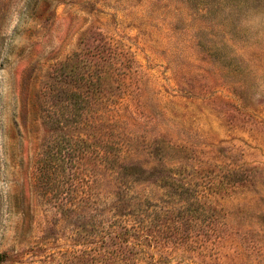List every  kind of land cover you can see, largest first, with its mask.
Returning a JSON list of instances; mask_svg holds the SVG:
<instances>
[{
	"label": "rangeland",
	"instance_id": "rangeland-1",
	"mask_svg": "<svg viewBox=\"0 0 264 264\" xmlns=\"http://www.w3.org/2000/svg\"><path fill=\"white\" fill-rule=\"evenodd\" d=\"M0 264H264V0H0Z\"/></svg>",
	"mask_w": 264,
	"mask_h": 264
}]
</instances>
